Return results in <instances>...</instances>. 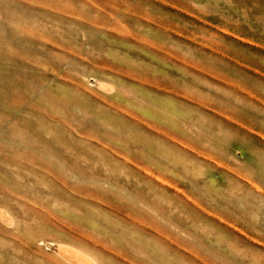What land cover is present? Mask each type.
Wrapping results in <instances>:
<instances>
[{
  "label": "rangeland",
  "instance_id": "1",
  "mask_svg": "<svg viewBox=\"0 0 264 264\" xmlns=\"http://www.w3.org/2000/svg\"><path fill=\"white\" fill-rule=\"evenodd\" d=\"M264 264V0H0V264Z\"/></svg>",
  "mask_w": 264,
  "mask_h": 264
},
{
  "label": "bare ground",
  "instance_id": "2",
  "mask_svg": "<svg viewBox=\"0 0 264 264\" xmlns=\"http://www.w3.org/2000/svg\"><path fill=\"white\" fill-rule=\"evenodd\" d=\"M58 250L63 255H66L68 258L72 259L75 264H87L88 258L79 252L75 251V249L70 248L68 246H63L62 244L58 245Z\"/></svg>",
  "mask_w": 264,
  "mask_h": 264
}]
</instances>
